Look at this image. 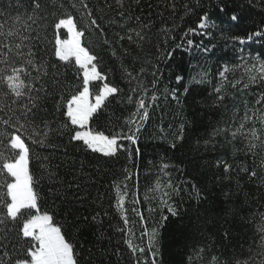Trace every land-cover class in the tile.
<instances>
[{
    "label": "trees",
    "instance_id": "16d2710c",
    "mask_svg": "<svg viewBox=\"0 0 264 264\" xmlns=\"http://www.w3.org/2000/svg\"><path fill=\"white\" fill-rule=\"evenodd\" d=\"M72 2L56 0L64 8L49 7L47 19L39 22L37 59L55 64L49 71L56 73L60 82L54 85L52 76L46 77L50 95L41 102L54 129L48 140L51 146L31 145L34 157L30 170L39 179L34 188L39 194L41 213L53 215L66 239L77 245L84 264H153V260L155 264H209L213 255L219 257L221 264H234L236 259L249 257H254L251 264H262L264 256L257 255L259 237L251 215L264 212V185L249 182L246 174L239 172L241 167H251L255 158L239 151V139L229 143L220 136L207 145L205 140L214 126H225L234 105L244 99L237 93L235 98H226L225 107L212 105L218 71L225 64L231 67L243 62H264V0H122L123 7L116 0H85L87 10L78 0L77 8H72ZM173 2L175 14L170 7ZM8 4L9 0H0V8L15 15V0L11 9ZM184 4L191 9L187 14ZM89 10L100 28L90 25L86 15ZM121 11L132 19L122 20L118 15ZM64 12L72 14L78 29L85 31L82 44L99 57L96 63L107 76L105 82L121 90L93 117L90 127L94 130L110 136L122 131L131 134L129 127L134 131L135 125L126 121L135 106L126 103L130 88L124 69L135 74L143 65L144 82L150 84L153 65L158 67V84L154 90L149 87V96L154 91L157 100L147 109L148 119L136 133L135 144L120 139L127 150H121L114 158L101 157L70 142L72 130L63 127L66 118L55 111L57 101L63 104L60 98H69L80 83L74 60L64 65L54 56L53 24ZM204 12L212 26L189 33L188 29L196 28L199 15ZM233 14L237 21L231 20ZM137 16L140 22L135 20ZM113 20L116 23H110ZM140 23L151 24L150 31L144 30L151 36L150 42L138 48L127 39L118 40V34L126 35L128 29L140 30ZM162 27L173 30L166 37L160 33ZM257 31L262 35H253ZM60 38H66L63 30ZM240 39L245 42L241 44ZM105 40L110 43L105 44ZM188 40H192L191 46ZM205 47L210 50L205 52ZM124 49L129 55H124ZM167 51L173 53L170 58L157 59ZM177 76L182 77L179 83ZM202 76L203 83L194 82ZM99 84L96 82L93 87ZM250 91L258 93L264 89L257 86ZM173 92L179 103L172 99ZM193 119L197 121L195 126ZM181 124L184 139L177 140ZM218 160L232 165L230 177L222 166H217ZM164 164L169 166L165 168ZM49 173L54 175L49 178ZM121 199L123 204L118 210L117 201ZM246 217L250 222H245ZM70 224L74 226L69 228ZM153 231L156 239L150 246ZM10 239H14L13 234ZM128 242L137 248L135 255ZM201 247L205 251L198 256ZM139 248L144 251L141 253Z\"/></svg>",
    "mask_w": 264,
    "mask_h": 264
},
{
    "label": "snow or ice",
    "instance_id": "6c2138e0",
    "mask_svg": "<svg viewBox=\"0 0 264 264\" xmlns=\"http://www.w3.org/2000/svg\"><path fill=\"white\" fill-rule=\"evenodd\" d=\"M78 2L84 9H88L85 0H78ZM135 2L139 3V0ZM116 3L123 7L122 0H116ZM15 5L17 9L15 15L11 11L5 12L0 8V264H84L77 245L70 239H66L62 226L54 223L53 215L47 212L41 213L38 205L39 194L34 188L39 183V179L30 170V163L34 157L31 145L51 146L48 140L54 131L47 115L44 114L46 109L41 103L50 95L46 77L51 75L54 85L60 83L57 74L49 71L50 67L55 68L56 65H49L47 61L37 59L38 42L41 40L39 22L47 19L45 13L49 7L62 9L64 4L57 5L56 0H15ZM12 6V0H9V9ZM71 7L77 8L76 0H73ZM170 7L175 14V3L173 2ZM183 7L186 14L191 11L187 4ZM86 15L90 25L100 28L90 10ZM118 15L122 20L132 19L130 15L125 17L122 11ZM81 18L83 19V15ZM135 20L140 22V17H135ZM231 20L237 21L238 17L233 14ZM110 23H116V21L113 20ZM119 26L124 27V24L120 23ZM211 26L210 17L207 12H204L199 15L196 28H189L188 32L194 33L198 29L203 30ZM53 29L55 59L64 65H69L74 60L76 69L80 73V83L76 86V92L69 98L61 97L64 103L60 104L57 101L55 111L66 118L63 127L72 130L70 142L81 144L83 149L90 153L104 158H114L121 150H127L119 142L120 139H127L135 144L136 133L148 119L147 109L157 100L154 91L149 96V87L154 90L158 84V67L153 65L154 70L150 73L153 79L150 84L144 82L146 69L143 65L135 74L133 70L124 69L130 88L126 103L135 106V111L131 113L126 123L130 126L135 125V130L129 127L131 134H125L122 131L120 134L106 135L103 131L91 128L90 122L97 113L107 107L109 98L115 97L121 90L105 82L107 76L102 74L96 63L99 57L82 44L85 31L78 29L72 14L64 12L57 17ZM145 29L150 31L151 24L140 23V30L128 29L126 35L118 34V40L127 39L130 44L134 43L138 48H142L144 42L151 41V36L144 31ZM61 30L67 33V39L60 38ZM172 30L169 27H162L160 33L167 37ZM101 33L103 34L102 28ZM204 34L207 35V33ZM253 35L260 36L262 33L257 31ZM244 42L240 39L241 44ZM104 43L110 42L105 40ZM192 43V40L187 41L189 46ZM161 48H158V51ZM209 50L207 47L204 48L205 52ZM172 54L171 51H167L164 56H158L157 59H168ZM124 55H129L127 49H124ZM240 59L244 60L243 57ZM237 72L240 74L237 75ZM181 79L182 77H176L178 83ZM204 79L205 77L202 76L194 82L203 83ZM96 82L101 84L94 88L93 85ZM257 86L264 89V62H259L258 65L243 62L231 67L228 64L222 66L217 73V83L211 94L212 105L225 107L226 98H235L237 93L244 99L240 105H234L232 116L224 127L212 128L205 140V145L215 143V138L220 136L229 143L239 139L241 141L239 151L255 158L251 167H241L239 172L245 173L249 182L264 185V91L258 93L250 91ZM184 91L187 94L188 88ZM249 96L253 98L248 99ZM172 99L179 103L175 92L172 94ZM193 103L197 102L193 100ZM196 123L197 121L193 119V126ZM176 139H184L183 124L180 125V132ZM172 147L175 148L176 144L173 143ZM168 166L164 164L165 168ZM217 166H222L223 172L230 177L233 170L231 164L218 160ZM53 175L49 173V178ZM122 204V199L117 201L118 210ZM169 211L175 215L172 208H169ZM121 218L127 225L126 216L122 214ZM93 219L95 220L96 217ZM251 220L255 221V232L259 237L257 247L260 251L257 255L264 256V212H253ZM245 222H250L249 218L246 217ZM73 226L70 224L68 227ZM117 231L125 230L117 228ZM10 234L14 235V239H10ZM225 235L227 236L228 233L226 232ZM155 239L156 232L153 231L149 238L150 246L154 245ZM128 247L135 255L137 248L130 242ZM138 250L141 253L144 251L143 248ZM204 251L205 249L201 247L197 255L202 256ZM152 254L155 256V252ZM253 259L254 257H249L248 260L236 259L234 264H251ZM209 264H221L219 257L213 255Z\"/></svg>",
    "mask_w": 264,
    "mask_h": 264
},
{
    "label": "rangeland",
    "instance_id": "374dc122",
    "mask_svg": "<svg viewBox=\"0 0 264 264\" xmlns=\"http://www.w3.org/2000/svg\"><path fill=\"white\" fill-rule=\"evenodd\" d=\"M65 34H66V38H64V39H67V33L65 32ZM62 39V38H61Z\"/></svg>",
    "mask_w": 264,
    "mask_h": 264
}]
</instances>
